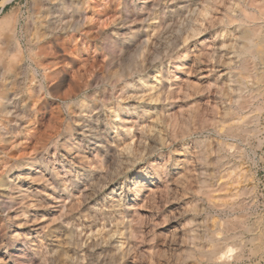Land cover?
Here are the masks:
<instances>
[{
	"label": "rangeland",
	"instance_id": "obj_1",
	"mask_svg": "<svg viewBox=\"0 0 264 264\" xmlns=\"http://www.w3.org/2000/svg\"><path fill=\"white\" fill-rule=\"evenodd\" d=\"M43 1L0 0V17L12 9L22 13L18 35L26 49L22 28L30 24L33 31L39 24ZM118 1L85 0L81 31L63 35L64 48L76 59L65 75L54 64L57 54L48 39L32 47L41 58L37 80L45 89L34 90L27 120L14 130V138L0 143V180L6 182L2 171L14 157L39 152L48 168L44 187L63 175L73 208L66 216L51 210L52 201L46 199L51 191L46 194L33 182L34 206L27 209L28 217H21L19 232L33 225L43 228L30 235L29 247L27 242L22 245L23 234L10 238V224L17 221L8 222L0 203V264H264V32L259 50L255 48L258 60L245 61L248 71L240 69L236 56L244 40L223 37L250 6L246 0H229L221 13L214 12L213 25L205 29L204 21L193 15L188 31L181 11L176 24L151 44L154 27L170 2L155 0L150 17L142 22L140 13L148 10L140 12L138 0H121L128 29L140 31L144 44H111L101 35L88 39L90 33L114 27V18L105 17L104 10L112 5L115 11ZM184 1L192 5L194 0ZM202 1L206 13L210 0ZM185 41L206 42L212 53L190 77L192 86L177 89L170 84ZM144 61L150 67L141 71ZM159 69L161 76L156 75ZM60 79L62 86L53 91ZM82 110L96 113L94 133L106 139L104 151L97 152L89 137H81L80 129L86 128L76 125ZM126 114L133 120L140 117L142 129L123 127L120 118ZM79 141L87 160L78 166L66 160L73 154L68 149H76ZM147 166L159 178L150 186L156 190L154 198L141 204L133 201L128 179ZM33 214L36 220L28 222ZM208 252L215 257L209 259ZM106 253L115 254L116 262L104 261Z\"/></svg>",
	"mask_w": 264,
	"mask_h": 264
},
{
	"label": "bare ground",
	"instance_id": "obj_2",
	"mask_svg": "<svg viewBox=\"0 0 264 264\" xmlns=\"http://www.w3.org/2000/svg\"><path fill=\"white\" fill-rule=\"evenodd\" d=\"M138 1V8L140 12H144L146 9L148 10V12L145 14L140 13L142 14V18H139L140 21L146 22L150 17L151 11H153L154 7L156 6L155 0ZM168 1L170 2V4L163 9L162 18L160 22H158V24L154 27V35H152V40H150L151 44L154 43L155 38L159 39L160 36H162V34L165 32V30L176 24L178 19L177 15L181 11H185L186 13V16H184V20L186 22L183 26L185 31L190 30L191 20L189 18H193V15L195 17L197 16L198 21H204V24H206L204 25L205 29H207V27L209 28V26L213 25V22L217 20L214 12H216V14L218 13V11L219 13H221L220 8L228 6L226 2L228 3L229 0H210L209 8H207L206 13L203 10L204 8L202 0H194L192 2V5L184 0ZM246 1V4H248L247 6L250 7L242 9V15L236 20L237 23L235 22V26L233 27V29L230 31L228 29L226 31L225 29L226 32L223 36L227 37L228 39L231 36H234L235 40L237 38L244 40V44H242V46L237 50L236 54V56L240 58V69L242 71H248L249 69L245 67L248 63L245 61H248L249 59H252L254 61L256 59L258 60L259 54H257V51L259 50V44L261 43H257L261 41L262 32H264V0ZM84 4L85 0L43 1V4L40 5L38 10V13L41 14V21L39 22V24L37 22L35 23L36 25L33 31L31 30L30 24H26L22 28V35L25 39V44L28 46V49H26V47L23 45L22 40L18 35L19 18H13L7 24L0 23V143L5 144L9 142L11 138H14V136L16 135L14 130L20 128L21 125L27 120L25 111L27 109L28 101L33 98L32 94L34 93V90L39 91L42 88L45 89L44 83L37 80V73L41 68V58L39 53H35L32 47L37 46L40 40L48 39L52 44L51 49L54 50V54H57L56 61L58 59V62H54V64L61 66L60 68L64 75L68 73L71 68H73L76 59L71 58L69 56L70 53H68L64 48L63 35L67 31H81L85 11L83 8L85 6ZM121 5L122 1L119 0L115 6V11L113 10L112 5H108V8L104 10L105 17L108 15L109 20L110 18H114V27L112 26V28H110L109 30L107 29L108 31L104 32L97 31L94 34L95 36H93L92 33L88 35L85 33L87 35L86 37L88 39H93L101 35L103 36L104 41L109 42L110 40L111 44L119 42L127 45H134L136 48L142 46L144 44V40H140V31L136 30L133 32L131 29H128V20L124 15L122 8H120ZM231 9H233V7ZM229 20L232 21L233 19L230 18ZM235 33H238V36L235 35ZM219 36H217V38ZM214 39H216V37ZM186 42L187 41H185V43ZM256 47H258L257 51H255ZM210 48H212V46H210L206 42L199 44L187 42L186 48L182 50L181 55L178 57L179 60L174 63L173 69L175 74L173 75V83L170 84V86L177 89H181V86H192L191 83H189L190 77L195 72H199L202 69L201 65L203 63V58L206 56H210V53H212V50H208ZM26 50L28 51V53L26 52ZM216 52L217 51H215V53ZM219 53L220 52H218V54ZM111 55V52L108 51L107 56L110 59H112ZM217 57L218 56H216V58ZM68 66H70V69H67ZM149 67L150 66H148V62L144 61L143 65H141L140 68L141 71H144ZM160 73V69L156 71L157 76H161ZM29 77L31 79H29ZM34 80L35 82H33ZM62 84L63 81L62 79H60L56 83V85H54L53 91H57L62 86ZM160 90H158L159 93L162 92ZM44 107L48 109L46 103L44 104ZM48 112H50L49 109ZM133 112H135L136 116H139V112H137L136 108H133ZM95 114L96 113H93V110H82L81 115H79L80 120H77L76 126L86 128V130L80 129L81 137H89L87 140L94 142V150L100 152L104 151L107 148L108 143L106 139L101 137V135H96L94 133L96 131V127H94L93 124H95V121H97L98 119ZM117 115L118 114L116 113L115 116L117 117ZM124 116H120V121L123 127L128 126L132 130H135L136 128H138V130L142 129L137 123V119L140 117H136L133 120L130 114H126ZM20 132L23 133L24 130H21ZM137 133L139 134V131ZM140 135L142 134L140 133ZM53 145L55 146L56 143H54ZM61 146L64 148L66 147L64 143H62ZM43 149H46V147H44ZM68 151L72 152L73 154L71 159L66 161L72 165H76V163H78L79 166V164H81L84 160H87V156L85 154L86 152H84V143H81V141H79L78 147H76V149H73L72 147L69 148ZM26 156L27 154L23 157H14L12 163L2 171L1 177H3V180H5L6 182L4 183L0 180V203L5 204L8 222L10 223V221L12 220L17 221L10 224V227L12 228V230L10 231V238L13 240L14 238L23 234L24 240L22 241V245L24 242H27L29 247H31L33 246V242H31V239H29L30 235L41 231L43 226L33 225V227L31 228L25 229V233H20L19 231L22 232V229L19 221L21 220V217H28L27 209H31L34 206L35 201L32 198L34 189L32 183L37 182L41 187V191H45L46 194L47 191H51V193L47 194V198L45 197L48 201H52L50 204L51 210L52 208H57L63 211V214L66 216L71 212L73 203L68 197L63 175L59 180L51 181L46 187H44L47 183V179L44 178L45 174H47V165H45L44 161H41L39 152L29 158H26ZM184 158L186 159L185 155L183 156V159ZM186 161L187 160H182L181 163H184ZM55 162L56 161H54V163ZM58 165L61 167V169H65L63 161H59ZM37 168L40 170H37ZM152 168L150 166L143 168L140 167V169L135 172V176H132L128 179V182L131 185L130 188L131 195L133 196V201L138 200L141 202V204H143L154 198L156 190L151 188L150 186H155L153 180L159 178V176L154 172V170H152ZM55 169L57 170V167H55ZM150 171H152L155 176L150 177ZM32 173L38 176L33 177L31 176ZM75 186L79 190L80 186L77 184H75ZM60 192L62 193L60 194ZM52 198H54V202L53 200H51ZM30 220L32 222L33 220H36V215L33 214L32 219H28L27 221L29 222ZM0 245H2V247L4 246L3 240L0 241ZM91 246L92 245H88L87 249H85V256L89 251L88 248ZM231 252V249L227 250V253ZM205 254L209 257V259L214 258L216 255L215 252H208ZM104 256V261L112 260V262H116V260L118 259V257L113 253H106ZM131 262V264H134L133 261Z\"/></svg>",
	"mask_w": 264,
	"mask_h": 264
},
{
	"label": "clouds",
	"instance_id": "obj_3",
	"mask_svg": "<svg viewBox=\"0 0 264 264\" xmlns=\"http://www.w3.org/2000/svg\"><path fill=\"white\" fill-rule=\"evenodd\" d=\"M21 15L22 13L19 11V9H12L8 11L4 16L0 17V23L7 24L13 18L18 19ZM33 82H35V80ZM41 91H44V89L42 88Z\"/></svg>",
	"mask_w": 264,
	"mask_h": 264
}]
</instances>
